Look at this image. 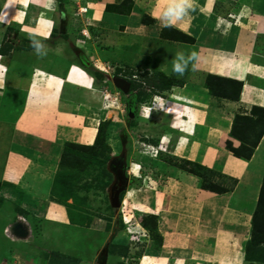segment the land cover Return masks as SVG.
Instances as JSON below:
<instances>
[{
    "label": "crops",
    "instance_id": "crops-1",
    "mask_svg": "<svg viewBox=\"0 0 264 264\" xmlns=\"http://www.w3.org/2000/svg\"><path fill=\"white\" fill-rule=\"evenodd\" d=\"M120 1L79 0V5L87 6L86 13L77 11L78 18L68 20V10H78L72 0H28L26 4L17 0L9 14L18 10L22 14L2 20L7 22L0 24L5 30L15 26L14 22L21 23V34L27 40L23 47L11 46V53L0 51V71L4 70L0 73V113L1 106L7 104L2 97L4 90L11 89L20 98L17 117L0 115V137L5 139L0 144V205L5 201L20 205L33 219L59 229L77 225L70 221L65 205L51 197L61 146L68 142L92 144L100 121L119 123L124 111L129 115L131 110L136 116L138 107L147 104L137 99L135 91L128 88L123 92L116 85L118 82L127 88L124 82L129 83L131 74L126 75V71L137 73L143 67L149 70L151 65H159L157 71L175 77L167 67L171 60L167 50L196 51L197 70L190 71L199 74L201 82L189 84V80L175 77L183 83L160 93L162 104L169 107L165 111L173 115L166 124L170 150L167 147L162 153L195 161L223 174L217 179L224 184L230 185L232 179L234 184L222 193L204 189L195 174L168 163L160 178L157 170L164 166V160L156 159L155 179L149 187L150 212L146 213L157 216L163 237L161 250L170 245L169 237L173 239L172 260L197 263L191 249L198 242L213 248L207 253L215 259L218 248L243 245L249 237L264 176V133L249 159L235 156L225 147L228 139L235 147L240 144L230 135L234 115L248 114L252 106L264 108V0H239V4L233 0H195V11L172 27L191 36L192 42L160 37L162 25L153 17L162 11L163 0H155L153 8L149 5V10L142 12L137 0L131 6L124 5L121 13L106 10L107 4ZM107 29H111L108 35ZM30 37L45 46L46 56L36 55ZM181 44L186 50H181ZM190 47L193 50L188 51ZM13 63L20 68L11 70ZM114 66L123 70L114 73ZM85 67L103 73L104 80L94 79ZM207 73L242 81L239 99L212 96L204 85ZM101 88L119 92L123 108L103 109ZM24 220L32 234L34 227ZM8 221L9 226L12 219ZM187 241L189 244H183Z\"/></svg>",
    "mask_w": 264,
    "mask_h": 264
},
{
    "label": "rangeland",
    "instance_id": "rangeland-1",
    "mask_svg": "<svg viewBox=\"0 0 264 264\" xmlns=\"http://www.w3.org/2000/svg\"><path fill=\"white\" fill-rule=\"evenodd\" d=\"M21 1H24L21 2L22 4L28 2V0ZM133 1L127 0V5H133ZM236 1L237 4L242 2L233 0V3H236ZM244 1L247 2L248 0ZM137 2L141 4V12L149 10V5H152L153 8V5L156 4L155 0H137ZM12 4L17 6V0H0V24L1 22L7 24V22L2 20L9 19L11 15L19 18V14H22L19 10L11 11L9 14ZM77 13L76 9L70 8L67 15L68 20L77 19ZM13 24L15 26L11 24L12 27L10 29L6 28L7 30L0 26V47H7L9 53H11V46L23 47L26 45L25 40H27L23 36L24 34H21V23L14 22ZM116 30L114 31L115 33ZM6 31L7 34L5 35ZM110 31L111 29H107L105 32L108 35ZM88 36H90L89 33ZM181 46V50H186L183 44ZM66 49L72 55V50L68 46H66ZM173 49L167 50L168 59H171L170 63L168 62V68H172L175 55L182 53L175 48ZM190 50L193 49L190 47L188 51ZM104 65L107 67L106 64ZM12 66L11 70L20 68L19 64L17 65L16 63H13ZM151 66L149 70L145 67H143V70H139L136 73L137 80L132 79L129 83V88L136 92L137 99L149 103L153 99L154 94H156L154 92L157 88L155 86L153 88L151 82L144 77L153 76L158 72L157 68L159 65ZM160 66L161 68L164 67L162 64ZM109 68L112 69L111 67ZM120 68L114 66L112 71L114 70L113 72L116 73ZM121 70L123 69L121 68ZM190 70L191 65L182 77L177 75L175 77L189 80V84L201 82L199 74H192ZM128 71L125 74L129 76L130 73ZM3 72L4 70L2 69L0 73L2 74ZM170 77L174 76L171 75ZM171 86L166 89H170ZM2 97L7 104L1 106L0 115L14 119L19 111V96L15 93L13 94L11 89H6L2 92ZM158 106L160 109L150 115L148 113L149 117L147 119L143 115L141 117L137 115V110L136 116L133 117H130L124 111L123 116H121L122 120L120 119L119 123H109L106 130H109L111 136L106 139L105 147H100L98 155L77 151L72 146L68 148L65 145L66 143L61 146V152L55 159L57 167L54 169L51 197H53V200L65 205L68 216L74 217L73 221L76 224L82 221L83 225L59 226V229L48 222H43V220L33 219V215L21 209L20 205L6 201L1 204L0 264H100L98 256L105 245H107L108 255L104 264H264L245 261L241 243H236L232 248L216 249V255L218 256L215 259L208 255L213 252V248L209 249L206 247V242L192 243L193 247L191 250L197 263L189 259H184V261L176 259L174 261L169 257V255H173L175 249L171 248L172 244H175L173 239L169 237L171 232L166 233V236L169 237V246L161 250V247L156 249V246L152 245L151 236L148 230L142 226L140 219L142 214H148L146 211L150 212L148 207L150 201L149 187H151L150 181L155 179V160H163L162 158L166 155H162V158L159 155L154 157L153 149L150 150L152 143L149 142V139L151 136L157 135L158 144L164 148L168 147L170 150L171 138L167 134L166 124L173 116L165 111L169 108L165 103ZM115 107V104L110 105L111 110L115 109ZM62 137L64 138V136ZM3 141L5 139L2 140V137H0V144ZM66 149L67 151H65ZM63 152L72 155V160H70L71 157L64 161L61 160ZM161 162L164 163V166L157 170L160 178L162 177L161 174L165 175L166 173L165 163L172 166L166 160ZM118 180L121 183L116 188ZM160 180L158 178V190L161 186ZM132 189H135V191ZM137 192H140L143 196ZM114 199L117 201L116 206ZM122 213L126 215V220L122 218ZM129 213L133 215L130 217ZM22 217L31 222L34 227L32 234L26 241L10 239L5 231L8 226V220L12 219L11 223H13L18 219L24 220ZM121 222L124 226L121 225ZM130 229L132 231L128 232ZM142 229L146 234L144 237L140 238L138 236V239L132 237L138 235L135 233L143 232ZM188 242L183 244H189ZM170 251L172 253H169Z\"/></svg>",
    "mask_w": 264,
    "mask_h": 264
},
{
    "label": "trees",
    "instance_id": "trees-1",
    "mask_svg": "<svg viewBox=\"0 0 264 264\" xmlns=\"http://www.w3.org/2000/svg\"><path fill=\"white\" fill-rule=\"evenodd\" d=\"M124 5H127V0H121V2L119 3L107 4L106 10L121 13L123 9H125ZM11 27L12 26H9L8 29H10ZM168 30H171L172 33H170ZM160 35L163 38L170 40H180L185 42L193 41V38L191 36L172 27H162ZM0 51L8 52L7 47L0 48ZM85 70L92 77H94V79L99 78L98 80L102 81L105 78L103 73L96 69L85 67ZM130 74L132 75L134 73L130 72ZM144 78L151 82L153 88L154 86L155 88H157V90L154 92L156 94L161 93L163 89H166L172 84L183 83L182 80L170 77L160 71L156 72L151 77ZM204 85L212 96L234 101L239 99L242 81L207 73L204 78ZM109 123L111 124V122L108 120H102L99 122L92 144L85 145L71 142L66 143L65 145H67L68 148L72 146V148L77 151L89 152L92 155H98V150L100 149V147L104 146L105 142L107 141L106 139L109 136V130H106V127ZM263 133L264 108L259 106H252L248 114L237 113L234 115L232 120L230 135L238 139L240 141V144L235 147L228 139L225 142V147L229 151H231L233 155L244 159H249L252 156L254 149L259 143ZM149 141L153 142L154 144L158 143L157 139H149ZM65 151H67V149ZM162 155L164 154L159 153V157L162 158ZM68 157H71L70 160H72V155L63 152L61 160H67L69 159ZM162 159L166 160L174 166H178L185 171L195 174L199 178V184L201 188L222 193L230 190L234 184L233 179L230 185L224 184L222 180H220L223 178V174L218 173L195 161L187 159L178 160L177 157L170 154L166 155ZM217 178L220 179L218 180ZM73 218L74 217H69L71 221H73ZM140 222L142 226L148 230L153 243L152 245L156 246V249H160L162 245V236L158 229L157 216L152 213L142 214ZM82 223V221L77 222V225H83ZM121 225L124 226L122 222ZM243 253L245 261L264 263V176L262 179V185L260 188L256 207L251 218L249 237L243 244Z\"/></svg>",
    "mask_w": 264,
    "mask_h": 264
},
{
    "label": "clouds",
    "instance_id": "clouds-1",
    "mask_svg": "<svg viewBox=\"0 0 264 264\" xmlns=\"http://www.w3.org/2000/svg\"><path fill=\"white\" fill-rule=\"evenodd\" d=\"M191 11H195V0H163V9L160 12V14L158 16H154V19H157L160 21L162 27L165 28H170V27H174L177 25L178 22L182 21L186 16H188V14ZM86 13V12H84ZM84 35L86 36V33L84 32ZM87 37V36H86ZM31 42H32V47L36 53L37 56L39 57H43L47 55V50L45 48V46L37 39L30 37ZM199 61V54L196 51H192L189 54L185 55L184 53H177L175 56V59L173 60L172 63V72L177 75L178 77H182L186 71L189 70V66L191 65V70L195 71L197 70V62ZM133 75H136V77H134ZM135 79L137 80V74L134 73L132 75H130V80ZM129 80V83H130ZM128 83V85L130 86V84ZM0 86H2V76H0ZM128 86V88H129ZM103 89L101 88V107L103 109H110V107H104L103 106V97H102V92ZM108 91V90H106ZM110 92V91H108ZM125 92V91H123ZM111 94L117 93L118 97H120L119 92H110ZM157 96H161L162 98L164 96H162L161 94H154L153 99L151 100V102H147V104L145 105H138V109H137V115L139 116H145V118H148V113L150 115V113L155 110V109H160V107L158 106L159 104H161V102L159 104H157L156 106H152V102L154 100L155 97ZM119 103L120 106L119 107H115L117 108H121L122 107V103H121V99L119 98ZM150 107V108H148ZM147 114V115H146ZM159 144H152V146H158ZM166 147V146H165ZM167 148L164 149H158L157 153L154 155V157H156L158 155L159 152H166ZM6 231V230H5Z\"/></svg>",
    "mask_w": 264,
    "mask_h": 264
},
{
    "label": "water",
    "instance_id": "water-1",
    "mask_svg": "<svg viewBox=\"0 0 264 264\" xmlns=\"http://www.w3.org/2000/svg\"><path fill=\"white\" fill-rule=\"evenodd\" d=\"M123 82L124 81H122V83ZM124 84L126 85L127 88L121 86V83L120 84L118 82L116 83V85L118 87H120L121 89H123L125 91L128 89L129 85L126 82H124ZM129 116L133 117L134 112L129 110ZM120 183H121L120 180H118L116 188L119 187ZM113 198H114V196H113ZM114 204H115V206L117 205V201L115 199H114ZM6 234L13 236L17 239H28L31 235L30 225L27 222H25L24 220L18 219L6 228ZM107 255H108V249H107V245H105L101 249L99 256H98V260H99L100 264H104L106 262Z\"/></svg>",
    "mask_w": 264,
    "mask_h": 264
},
{
    "label": "built area",
    "instance_id": "built-area-1",
    "mask_svg": "<svg viewBox=\"0 0 264 264\" xmlns=\"http://www.w3.org/2000/svg\"><path fill=\"white\" fill-rule=\"evenodd\" d=\"M72 1H74L75 3H77L78 4V10L77 11H80V12H82V13H84V12H86L87 11V6L86 5H79V0H72ZM134 77H136V75H133ZM102 97H103V106L104 107H110V105L112 106L113 104H115L116 105V107H119L120 106V103H119V98H118V95H117V93H114V94H111L110 92H108V91H106V90H103V92H102ZM163 100V98L161 97V96H157V97H155L154 98V100H153V102H152V106H156L157 107V104H159L161 101ZM161 104H162V102H161ZM148 108H150V107H148ZM150 146H152V145H150ZM164 149V147L162 146V145H158V146H152V148L150 149V150H152L153 149V153H154V155L157 153V150L158 149ZM123 209V208H122ZM129 215H130V217L133 215V214H130L129 213ZM122 218L124 219V220H126L127 218H126V215L125 214H123L122 213ZM137 225H138V223H137ZM130 226V225H129ZM131 226H132V224H131ZM130 226V227H131ZM138 227V226H137ZM132 228V227H131ZM129 229V228H128ZM134 229H135V227H134ZM143 230V229H142ZM130 231H132V229H130V230H128V232H130ZM135 234H138V235H135V236H132V237H135V238H137L138 239V236L141 238V237H144V235H146L145 234V231L143 230V232H138V233H135ZM140 240V239H139Z\"/></svg>",
    "mask_w": 264,
    "mask_h": 264
},
{
    "label": "bare ground",
    "instance_id": "bare-ground-1",
    "mask_svg": "<svg viewBox=\"0 0 264 264\" xmlns=\"http://www.w3.org/2000/svg\"><path fill=\"white\" fill-rule=\"evenodd\" d=\"M26 1V0H25ZM21 2H24V1H21Z\"/></svg>",
    "mask_w": 264,
    "mask_h": 264
}]
</instances>
